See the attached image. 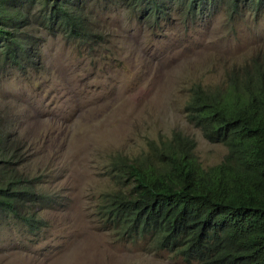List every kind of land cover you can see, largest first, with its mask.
<instances>
[{
	"label": "rangeland",
	"instance_id": "1",
	"mask_svg": "<svg viewBox=\"0 0 264 264\" xmlns=\"http://www.w3.org/2000/svg\"><path fill=\"white\" fill-rule=\"evenodd\" d=\"M13 2L27 14L20 31L36 59L27 70L0 60V126L27 142L20 169L43 172L56 205L43 213L47 227L37 236L15 219L0 222V264H183L147 251L144 241L117 238L102 223L97 207L114 188L108 163L149 152L150 141L173 129L195 140L203 167L223 158L226 147L185 119L184 104L193 83H222L264 44V0L258 8L256 1L204 0L191 12L185 0H161L157 22L132 18L124 0H77L103 43L44 25V0Z\"/></svg>",
	"mask_w": 264,
	"mask_h": 264
},
{
	"label": "trees",
	"instance_id": "2",
	"mask_svg": "<svg viewBox=\"0 0 264 264\" xmlns=\"http://www.w3.org/2000/svg\"><path fill=\"white\" fill-rule=\"evenodd\" d=\"M124 1L132 18L161 20V0ZM203 4L185 0L189 12ZM44 5L47 27L103 43L77 0H44ZM20 6L0 0V60L27 70L35 64V44L20 31L27 19ZM252 51L222 83L189 87L184 117L208 141L227 147L219 163L203 168L193 153L195 141L179 130L150 141L141 156H112L107 172L114 188L102 196L97 214L117 238L144 241L147 250H165L187 263L264 264V44ZM1 129L0 222L15 219L37 236L47 227L43 213L56 198L42 184L43 172L20 169L28 160V152L20 153L27 142L18 144Z\"/></svg>",
	"mask_w": 264,
	"mask_h": 264
},
{
	"label": "clouds",
	"instance_id": "3",
	"mask_svg": "<svg viewBox=\"0 0 264 264\" xmlns=\"http://www.w3.org/2000/svg\"><path fill=\"white\" fill-rule=\"evenodd\" d=\"M199 128V127H198ZM200 129V128H199ZM173 130H176V129H173ZM172 130V131H173ZM171 131V132H172ZM180 131V130H179ZM200 131H201V129H200ZM182 132V131H181ZM184 133V132H183ZM202 133V132H201ZM171 134V133H170ZM184 134H186V133H184ZM187 135V134H186ZM170 136V135H169ZM169 136H167V137H169ZM189 136V135H188ZM202 136L204 137V135H203V133H202ZM189 137H191V136H189ZM164 138V137H163ZM192 138V137H191ZM205 138V137H204ZM193 139V138H192ZM206 139V138H205ZM194 140V139H193ZM207 140V139H206ZM195 141V140H194ZM208 141V140H207ZM209 143H212V144H221V143H213V142H210V141H208ZM223 145V144H222ZM225 146V145H224ZM195 147H196V142H195V145H194V148H193V153H194V155H195V157H196V159L198 160V162H199V159L197 158V156H196V154H195ZM226 147V146H225ZM226 153H227V147H226ZM225 156V155H224ZM223 156V157H224ZM223 159V158H222ZM221 159V160H222ZM220 160V161H221ZM219 161V162H220ZM218 162V163H219ZM200 163V162H199ZM215 164H217V163H215ZM215 164H213V165H215ZM200 165H201V163H200ZM202 166V165H201ZM210 166H212V165H210ZM209 166V167H210ZM203 167V166H202ZM203 168H205V167H203ZM207 168V167H206ZM129 241V240H128ZM134 242V241H133ZM147 250V249H146ZM147 251H149V250H147ZM159 251H162V252H166L170 257H172V258H177V259H180L181 260V262L183 263V264H197L196 262H191V263H187V262H185L181 257H179V256H174L173 254H171V253H169V252H167V251H165V250H154V251H150V252H159Z\"/></svg>",
	"mask_w": 264,
	"mask_h": 264
}]
</instances>
